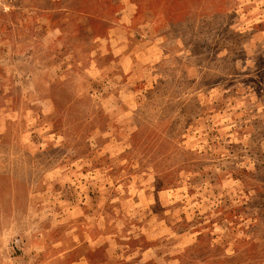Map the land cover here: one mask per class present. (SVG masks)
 Returning a JSON list of instances; mask_svg holds the SVG:
<instances>
[{"label":"rangeland","instance_id":"1","mask_svg":"<svg viewBox=\"0 0 264 264\" xmlns=\"http://www.w3.org/2000/svg\"><path fill=\"white\" fill-rule=\"evenodd\" d=\"M0 264H264V0H0Z\"/></svg>","mask_w":264,"mask_h":264},{"label":"crops","instance_id":"2","mask_svg":"<svg viewBox=\"0 0 264 264\" xmlns=\"http://www.w3.org/2000/svg\"><path fill=\"white\" fill-rule=\"evenodd\" d=\"M135 7H136V5L133 4V9H132V12L130 13V15H131L130 17L133 16V13L135 12V10H134ZM127 8H128V5H127ZM125 10H126V7H122L121 12H123ZM126 27H127L126 25H122V24H119L117 22H114L110 25L111 32L116 33V35H118V36H121L124 32L125 33L128 32ZM104 42H109V45L113 46L114 48L124 46L123 41H121V39L120 40H112V37H111V39H105Z\"/></svg>","mask_w":264,"mask_h":264}]
</instances>
